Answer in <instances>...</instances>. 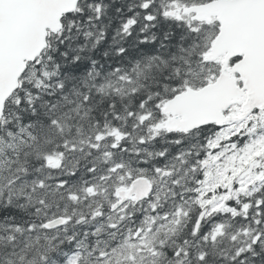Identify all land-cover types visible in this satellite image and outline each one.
Listing matches in <instances>:
<instances>
[{
	"label": "snow or ice",
	"instance_id": "obj_1",
	"mask_svg": "<svg viewBox=\"0 0 264 264\" xmlns=\"http://www.w3.org/2000/svg\"><path fill=\"white\" fill-rule=\"evenodd\" d=\"M0 264H264V0H0Z\"/></svg>",
	"mask_w": 264,
	"mask_h": 264
}]
</instances>
